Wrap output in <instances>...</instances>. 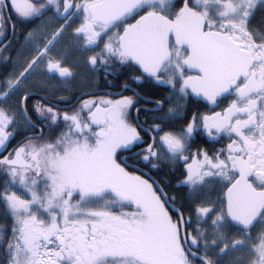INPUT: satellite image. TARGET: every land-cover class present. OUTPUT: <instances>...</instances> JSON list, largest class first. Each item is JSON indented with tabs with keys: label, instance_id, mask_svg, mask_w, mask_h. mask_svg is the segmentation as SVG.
<instances>
[{
	"label": "snow or ice",
	"instance_id": "6c2138e0",
	"mask_svg": "<svg viewBox=\"0 0 264 264\" xmlns=\"http://www.w3.org/2000/svg\"><path fill=\"white\" fill-rule=\"evenodd\" d=\"M0 57V264H264V0H0Z\"/></svg>",
	"mask_w": 264,
	"mask_h": 264
},
{
	"label": "flooded vegetation",
	"instance_id": "af4514ba",
	"mask_svg": "<svg viewBox=\"0 0 264 264\" xmlns=\"http://www.w3.org/2000/svg\"><path fill=\"white\" fill-rule=\"evenodd\" d=\"M41 2H43V0H41ZM10 23L16 24V29H17L16 36L13 37L11 28L9 27L7 30V36L3 37V40H4V42H6L7 40H11L12 41V47L14 49H21V45L24 44V33L28 29L32 28L33 24L21 23L15 15H13L12 21ZM34 24H40V21L36 20V21H34ZM49 30H52V29L50 28ZM61 45L67 47L68 62L70 65L73 64L76 60V57L78 56V53H76L71 48L70 38L67 36V34H66L65 38L61 41ZM27 54L28 53L25 52V55H27ZM12 55H13V58L15 59L16 53L13 52ZM12 71H13V61L12 60L5 61L2 57H0V75L5 78ZM99 77L100 78L97 79L96 74L92 73L82 63H79L76 67V76L74 79H69L68 81L63 82V83H61L59 81H53V87L58 89L57 96L54 97L53 99H57L59 97H64L71 102L70 104L61 105V108L63 109V108L70 107L72 104H75L77 101V97L81 96V94L84 92L96 91L97 95H104L108 91H111V92L120 91V89L117 87L108 88L105 84L104 79H103V74H99ZM108 79L112 80L113 82H116L114 77L110 76V77H108ZM119 82H121V83L123 82V77H120ZM157 89H159L164 94L167 93V88H164L163 86L157 85L155 83L143 84L140 87V90L143 92V94L145 96H150L151 93L156 91ZM125 94L130 95L131 93H125ZM200 107H201V111L207 110L203 106H200ZM27 134L28 133L22 132L21 135L17 136L8 145L9 150L13 146L16 145V143L21 139V136L27 135ZM195 143L197 145L204 146V147H220L221 146V144L212 145L211 142H206L205 139H201V138H197ZM222 143H226V141H224ZM170 168H171V166L166 165L162 171L157 172V171L153 170L151 172V175L154 176L155 172H157V174H160V176H161L160 181L163 182L164 180H167L169 182L170 192L174 193L177 196V198L179 199L180 197L184 196V194L186 193L187 190L185 188H182V187H175L176 180H177V178H179V172L173 173L170 170ZM138 174H140V173H138ZM210 195L214 198L216 195V192H210Z\"/></svg>",
	"mask_w": 264,
	"mask_h": 264
},
{
	"label": "trees",
	"instance_id": "16d2710c",
	"mask_svg": "<svg viewBox=\"0 0 264 264\" xmlns=\"http://www.w3.org/2000/svg\"><path fill=\"white\" fill-rule=\"evenodd\" d=\"M5 70V69H4ZM4 80V77L0 75V82H2ZM158 180H161V176L160 174H157V172H155V175H154ZM160 176V177H159ZM160 178V179H159ZM173 191V190H172ZM3 223H10V221H5V218L3 217L2 214H0V224H3Z\"/></svg>",
	"mask_w": 264,
	"mask_h": 264
}]
</instances>
